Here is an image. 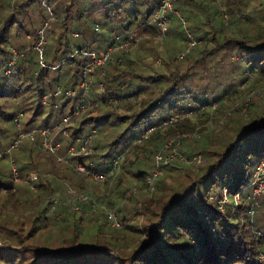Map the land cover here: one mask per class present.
<instances>
[{
    "label": "trees",
    "instance_id": "16d2710c",
    "mask_svg": "<svg viewBox=\"0 0 264 264\" xmlns=\"http://www.w3.org/2000/svg\"><path fill=\"white\" fill-rule=\"evenodd\" d=\"M35 1V6L42 4L40 0H0V151L18 132L14 122L18 112H23L25 131H38L54 126L68 110L63 100L54 109L52 104L44 106L41 98L57 85H78L87 53L94 46L101 50L105 40L93 37L94 23L101 22L95 21L91 8L105 9L101 24L106 31L137 29L141 39L128 54L123 52L103 66V75L96 68L92 85L101 84L103 92L90 91L89 110L80 116L71 136L92 133L110 116L116 117L113 125L125 123L123 130H112V142L105 151L92 154V159L100 171H107L112 158L122 155L120 168L135 183L121 192L117 202V193L106 202L116 213L117 226L107 223L102 213L85 223L87 215L80 206L88 204L83 202L74 203L77 208H71L73 202H68L69 208L61 205L58 208L65 209L57 219L50 212L53 194L65 184L81 188L84 176L78 177L74 170L81 158L59 164L55 155L39 146L38 132L33 141L24 139L11 153L16 179L10 165L8 169L2 165L8 158L0 157V211L29 213L31 223L25 234L19 233L23 230L19 223L17 230L1 236L5 245L0 260L20 264L24 251H31L29 264H264V224L259 225L255 213L250 216L248 212L255 203L252 176L264 160V0H174L173 7L185 23L171 13L165 48L154 53L151 48L159 30L150 16L160 0H99L90 3L86 12L77 8L74 15L70 8L77 6V0L66 4L45 0L49 3L36 12L38 23L27 9ZM46 7L55 21L45 30V59L40 65L34 46L39 30L50 19L44 14ZM187 33L196 40L190 49ZM81 36L82 44L72 46L70 37ZM13 51L21 54L19 66L14 74L6 75ZM21 92L30 94L9 101ZM107 97L119 102L107 103ZM7 107L12 111H6ZM218 124L223 136L213 143L203 140V133L214 131ZM85 126L88 130L83 132ZM149 126L155 128L145 137H134L140 127ZM195 132L199 136L190 138L192 146L202 151L204 161L186 163L179 159V151L171 162L161 164L149 188L147 176L163 142L169 136ZM195 154L191 151L185 157ZM29 172L37 175L32 183L42 190V201V195L22 182ZM120 181H116L118 186ZM56 222L63 224V243L45 247L48 236L43 240L40 228ZM2 227L6 226L0 220V233ZM72 227L73 233H67ZM28 238L31 245H24Z\"/></svg>",
    "mask_w": 264,
    "mask_h": 264
},
{
    "label": "built area",
    "instance_id": "2783aa9c",
    "mask_svg": "<svg viewBox=\"0 0 264 264\" xmlns=\"http://www.w3.org/2000/svg\"><path fill=\"white\" fill-rule=\"evenodd\" d=\"M92 1V0H87ZM174 0H160L159 4L155 8L154 12L152 13L151 20L154 25L159 30V37H164L166 35V29L168 24L171 21V13L177 15L179 19L182 20L183 23L185 21L179 15L178 11L173 7ZM55 20V17H50L49 20L45 21L43 24V28L39 30V38L34 46V49L38 52L40 57V65L43 64L45 59L44 57V44L45 42V30L51 27V21ZM98 25H95V30H98ZM74 36H77L74 33ZM114 43L107 47L103 51H91L88 52V62H86L82 69H81V77L79 80L78 85L75 87L63 88L61 85L55 86L54 90L50 93L43 94L41 98V102L44 106H50L52 104L54 109L60 108V100L65 102V107H68V110L61 116L58 122L51 127H45L40 130H36L32 128L30 130L25 131L23 129V112H18L15 115L14 122L17 129V133L13 137L12 141L10 142L9 146L0 151V157H6L10 161V171L14 179L18 176V170L14 163V160L11 157V153L17 151L20 147V144L23 142L25 138L33 141L36 137V133L38 132L41 139H40V147L56 157V162L59 164H68L69 159L72 157H80L81 160H78L74 165V170L87 178H94L99 181L105 180L108 176H112L120 168V161L122 159V155H116L112 158V162L110 167L107 171H100L99 167L96 165L94 160L92 159V134L95 133V129H93L88 134H76L71 136L72 132L69 128H74L78 125L80 120V116L86 111L87 106L90 104L88 91L91 88V84L94 80V72L97 67H100L99 75L104 74L103 66L106 65L108 62L113 60L115 54H120L123 52H127L130 48L138 43L141 39V35L139 30L137 29H124L122 32H113ZM188 39V49L192 48L196 44V40L190 33H187ZM81 52V49L77 50ZM183 54L179 55V58L182 57ZM21 57V54L17 51H13V55L11 59L7 63V67L5 69L6 75H12L16 72L19 64L17 60ZM101 86L102 85L99 84ZM103 90L101 91V93ZM53 100V101H52ZM74 102L73 106L71 103ZM107 103L116 104L119 102L118 98L114 97H107ZM172 118L168 121H164L163 125L168 122H171ZM53 126V127H52ZM155 127L149 126L147 127L141 134L142 137H145L149 134ZM60 137L68 138V142L66 144L65 155H60L59 151L62 148ZM199 133L195 132L193 135L190 134H183L181 136H177L175 138H169L161 145V149L155 155V166L151 170V175L147 176V182L149 188H153V178L160 172L161 164L171 162L176 154H178V148L180 142L183 140H188L191 137H198ZM169 150V151H168ZM165 154V155H164ZM63 156V157H61ZM179 159L185 161L186 163H202L204 161V157L201 154H195L190 158H185L183 155H179ZM96 167V168H95ZM252 196L262 194L264 195V160H260L256 166V169L252 176ZM37 176L34 172H29L28 178L26 179V183L29 184L32 190H36V187L32 183ZM148 190V189H147ZM70 196L76 202H89V196L87 194H74L71 191ZM59 198L53 197L51 209L55 208V205L59 202ZM222 203L227 202V198L225 197V191H223V200ZM255 203L251 206L248 210L249 215L252 216L255 213ZM77 208V207H74ZM106 210V208H104ZM107 220L112 225H119L117 222V216L115 211L109 210L106 214Z\"/></svg>",
    "mask_w": 264,
    "mask_h": 264
},
{
    "label": "rangeland",
    "instance_id": "374dc122",
    "mask_svg": "<svg viewBox=\"0 0 264 264\" xmlns=\"http://www.w3.org/2000/svg\"><path fill=\"white\" fill-rule=\"evenodd\" d=\"M40 1L42 2L41 5L35 6L37 4L36 1H35V2H33V3H31L30 5L27 6V9L29 10L28 11L29 15L30 14L33 15L32 16L33 17L32 20L35 21V23H38L39 20H40V19L36 18V12L38 14L39 9H41V7H44L46 4L49 3V2H47L45 0H40ZM61 1L64 2L63 4H66V2H67V0H61ZM97 1H99V0H95V1L94 0H92V1L77 0V6L71 7L70 8V10H71L70 12H72L73 15H74L75 10L77 8H80L81 10L83 8L84 11L85 10L88 11V9H89L88 5L90 3L97 2ZM91 10H93V13H94L93 17H95V21L103 23V18L102 17H103V13H104L105 9L97 11V9H95V7H94V9L92 7ZM49 11H50V7H46V10L44 11V14L47 15V16L49 15V18H50V17H52L54 15H53L52 12H49ZM178 13L180 14L179 11H178ZM180 16H182V15L180 14ZM177 18L179 19L178 16H177ZM52 21H55V20H52ZM52 21H51V26H52ZM74 22H75V19H74V21H71L72 24H74ZM101 23L100 24L99 23H94V25L97 24L98 27H99L98 30L93 34L94 39L101 40L102 38H105V40L103 42H101V44H102L101 50H100L99 47H97V46L95 47L94 46V51H98V52L105 50L107 47H109L110 45H112L115 42L114 38H113V33L110 34L109 31H106L105 26L103 24H101ZM177 29L179 31H181L178 27H177ZM181 29L183 31L182 27H181ZM71 35H74V32L71 33ZM166 36L167 35H165L164 37H159V35H158V36L155 37V39H153L154 43H153L152 48H151L153 53L155 51H162L165 48L163 46V44H164V40H165ZM182 36H183V33H182ZM90 38H91V36H90ZM83 39H84L83 36H81L79 38L70 37V43H71L72 46L80 45V44H82ZM129 52H130V50L125 52V54H128ZM121 55H122V53L115 54L113 60L117 59L118 57H121ZM178 58H179V55H178ZM110 62H112V60ZM110 62H108L106 65H108ZM106 65H104L103 68H106L107 67ZM95 82H94L93 85L91 84V88L88 91L90 103L92 102L91 100L93 98V95L90 94V91L93 90L94 93L99 95L101 93V91L103 90V89L101 90V86H99ZM29 94L30 93H27V92H21V94L17 98L12 99V100H10V98H9V101H16L17 99H21L20 97H25V96H28ZM16 108L17 107L15 106V109ZM32 108L34 110V108H35L34 104H32ZM235 108H236V106H235ZM88 110H89V108L86 109L85 113H87ZM104 110H105V108H103V111ZM6 111H12V109H10V107H7ZM43 116H45V114H43ZM24 120H23V122H24ZM115 121H116V117L110 116L107 119V122L103 126L96 127L95 133L92 134V146H91V149H92V154L93 155L95 153H100V152H103V151L106 150V148L108 147V144H110L112 142L113 134H114V132L112 133L113 129L121 131V130H123L126 127L125 123H121L119 125H113L115 123ZM6 126H9V125L7 124ZM221 128L222 127H220V125L218 124L216 126V128H214V131L206 130L207 132H204L203 136H201V137L205 136V138H203V140H208L211 143L216 142V138H221L223 136L222 133L224 134V129L221 130ZM206 129H207V127H206ZM69 130L72 132L73 128H69ZM87 130H88V126H85V128L83 129V132H86ZM143 130H144V128L140 127L135 132L134 137H137V136L141 135ZM226 131H227V129H226ZM169 138H171V136H169ZM59 139H60L61 144H62V148L60 150L62 152L60 153V155L64 156L65 155V150H66V144L68 142V138L59 136ZM25 140L27 141L28 138H25ZM193 143H194V141H191V139L190 140L181 141L180 145H179V148H178V152L180 151L179 153L181 155H183L184 157L187 156V154H190L191 151L202 154V151H200V150L197 151L196 150V147H197L196 145H195V147L192 146ZM21 144H20V146H21ZM111 154H113V152ZM63 156H61V157H63ZM97 163L98 162H96V164ZM2 165H4L5 168L8 169V167L10 165L8 159H3L2 160ZM194 169H195L194 171L198 170V168H195V167H194ZM76 175L78 177H81V178L83 177V176H80L81 174H79V175L76 174ZM2 178H3V180H6V178H4V177H2ZM124 178H125V175L123 174V169L119 168L115 173H113L112 176H110V177L108 176L103 181L96 180V179H94L92 177H90V178L84 177L85 180H82L83 183H81L82 186H81L80 189H79V185H75V186L70 185V186H68L69 184H67V185L65 184L60 190H58L55 194H53L55 197L59 198L60 201L55 205L54 209H51V205H50L51 215L53 214V215H55V217L57 219H59L60 218L59 212L62 213L64 211L65 207H63V209L62 208H58V207H60L61 205L68 204L66 207L69 208V203L68 202H73V203H71V208H72V206L76 207L74 205V203H76V201L70 196L71 191H73L74 194L83 193V194H87L89 196V202L86 203L88 205H84V208H83V206H80V210L84 209V212L87 215V216H84L85 217V223L90 224L91 218H95L97 216V214H100V213H102L105 216V219H106L107 212L109 210H111V207H109V205L106 204L107 200L112 201V198H114L115 194L117 193L116 200H115L117 202V199H119V197L121 195V192L124 189H126L127 187H131L132 184L135 183L134 180H131L130 178H125V180H124ZM26 179L23 178V181H22L23 184L25 183V185L27 184L26 183ZM118 179L121 180L120 183H119V186L117 185V182H116ZM14 181H16V180H14ZM93 181H96L99 184H96ZM16 182H18V181H16ZM105 182H107V183L103 184ZM169 182H170V180H169ZM26 186L29 188L28 185H26ZM133 188H132V190H133ZM32 191H37L36 193L39 194V195L43 194L41 189H38V190L36 189V190H32ZM19 193H20V191H19ZM110 194H114V196H112ZM43 197H44V195H42L40 197V201H42ZM254 201H255V204H256V205H254V206H256L255 207L254 221L255 222L257 221V223L259 225L264 224V195L263 196L260 195V194L259 195H255ZM104 208H106V210ZM93 213H95V214H93ZM88 217H90V218H88ZM0 220L6 226L4 228L2 227L3 233H0V250H1V246L5 245L3 243V241H2L1 236L2 235L6 236L7 234H9V232L17 230L18 227H19V223H21L22 226H23V230H19L20 231L19 233L20 234H25L29 230V227H30L29 224L31 223V214H29V213L20 214V213L16 212L15 214H11L10 215L9 213H6L5 211H3V212L0 211ZM6 220H8V221L5 223ZM106 221H107V223L112 225V222L110 223L107 219H106ZM62 225L63 224H60L59 222H56V223H54L52 225H49V227L46 226L44 228H40L41 229L40 232H42V237L41 238L44 240V237L48 236V239L46 240V243L44 244L45 247L48 246V247L52 248V247H57V246L62 245V243H63L62 242V238H64V236H62V232H63L62 229H61ZM81 229L83 230V229H86V228L81 226ZM66 230H67V233H73L74 229L72 227V229L69 228V229H66ZM59 232H60V234L57 235ZM104 232L106 233L107 231H104ZM33 234H35V236H33V237L37 238L38 232L37 233L35 232ZM29 239L30 238L25 239L23 241V244L24 245H28V244L31 245V241ZM76 241H78V240H76ZM33 247H35V246H33ZM33 247H31V248H33ZM33 254L34 253L31 252V251H24V259H22L20 261V264H29L30 263V256H32ZM0 264H5V262H3V260L2 261L0 260Z\"/></svg>",
    "mask_w": 264,
    "mask_h": 264
}]
</instances>
